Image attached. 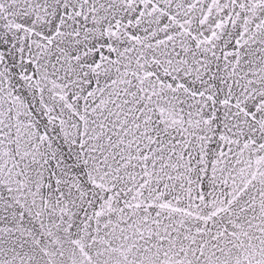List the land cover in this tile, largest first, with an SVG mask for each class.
<instances>
[{
  "label": "snow or ice",
  "instance_id": "snow-or-ice-1",
  "mask_svg": "<svg viewBox=\"0 0 264 264\" xmlns=\"http://www.w3.org/2000/svg\"><path fill=\"white\" fill-rule=\"evenodd\" d=\"M0 264H264V0H0Z\"/></svg>",
  "mask_w": 264,
  "mask_h": 264
}]
</instances>
